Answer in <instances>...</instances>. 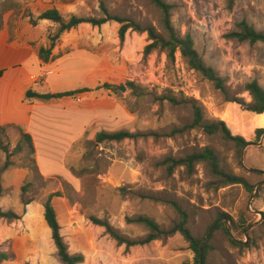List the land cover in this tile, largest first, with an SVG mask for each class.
<instances>
[{
  "label": "rangeland",
  "instance_id": "374dc122",
  "mask_svg": "<svg viewBox=\"0 0 264 264\" xmlns=\"http://www.w3.org/2000/svg\"><path fill=\"white\" fill-rule=\"evenodd\" d=\"M163 1L172 6L177 33L189 34L204 62L226 81L224 91L190 68L180 52L172 60L162 51L145 55L149 37L144 29L154 27L165 35L161 11L152 0H0V28L5 23L30 25L42 33L46 48L58 29L53 23L43 27L38 19L48 9L66 19H92L101 17L103 4L110 15L143 29L129 31L121 41L119 23L83 24L64 33L49 63L39 64L36 77L44 75L40 92L90 91L66 99V109L74 105L85 113L75 139L54 111L38 147L33 139L34 154L18 129L0 132V208L17 216L0 222V252L7 254V264H63L44 219L46 201L58 192L61 197H53L52 203L61 235L71 255L84 257L81 264H195L180 233L127 248L91 221H107L125 239L142 241L148 229L127 220L147 217L169 231L180 221L172 202L187 213V228L195 238L204 240L214 227L206 264H264V174L253 172H264V134H256L264 126L245 107L251 102L247 83L257 80L264 89V44L230 37L243 20L264 32V0H235L232 10L226 0ZM104 83L113 87L99 88ZM195 106L206 122H226L232 135L248 145L239 149L201 127L180 131L194 121ZM102 131L146 137L97 144ZM206 148L215 152L221 169L244 178L253 192L225 183L204 162L191 173L177 167L169 174L160 165ZM43 162L53 167L49 173L42 170Z\"/></svg>",
  "mask_w": 264,
  "mask_h": 264
},
{
  "label": "trees",
  "instance_id": "16d2710c",
  "mask_svg": "<svg viewBox=\"0 0 264 264\" xmlns=\"http://www.w3.org/2000/svg\"><path fill=\"white\" fill-rule=\"evenodd\" d=\"M153 4L161 11L162 16V27L164 29L165 35L160 34L154 27H149L144 29L148 34L149 43L145 48V55H150L154 51L166 52L169 59H174L177 52H180L181 56L186 60L190 68L201 73L207 80L214 83L215 88L224 91L226 81L220 78L213 68L209 67L195 47V42L193 38L188 34L185 36H180L172 25L171 21V11L172 6L167 4L163 0H152ZM228 4V9L232 10L235 4V0H226ZM101 17L86 19L78 17L76 15H71L66 19L57 9H48L44 11L39 17V20H49L53 24L58 26L55 33L50 34L49 40L51 42L49 48H42L39 52L40 60L44 63H49L51 60L52 50L56 47V44L60 37L67 32L77 29L82 24H90L93 27H101L109 22H116L121 25L119 30V37L121 41H125L129 31L141 32L143 29L134 23L128 22L127 20L121 19L116 16L110 15L107 8L101 4ZM237 31L231 34V38L238 40L241 43L249 42L251 44L263 43L264 44V32L257 31L253 26L249 25L246 20L241 21L237 26ZM129 86L134 88V84L130 83ZM108 83H104L99 88L111 89ZM88 88H82L74 91H68L63 93L55 94L56 99H61L63 97H75L81 93L89 92ZM245 92H248L251 97V102L245 105L246 110L257 115L264 114V89L259 84L257 80H253L246 84ZM52 94H40L33 91H28L26 94L27 99H37L42 101H51ZM175 102V101H174ZM195 118L191 125L184 127L180 131H185L189 128L201 127L205 133L208 135L220 134L226 140L235 142L239 149H243L248 145V142L240 137L232 135L231 130L224 121H214L206 122L203 117L202 110L198 107H194ZM6 128L0 127V132H4ZM257 137L264 134V129H258L256 131ZM22 139L29 144L31 154L35 153V146L31 135L25 133L21 130ZM141 137H146V135L140 133H132L129 131H117V132H99L96 135V143L103 144L105 142H122L124 140H133ZM207 163L212 172L219 178L225 181L227 184H241L250 192H253L251 185L244 179L235 175L227 174L220 167V162L215 152L212 149L206 148L201 152H195L190 155L185 156L181 159L167 158L160 163L161 166H166L169 174H173L177 167H185L189 173L193 172L194 167L198 163ZM6 167V166H5ZM4 188L0 179V198L2 197ZM61 197V193H55L51 195L44 205V219L51 233L52 240L56 248L58 249V255L61 258L63 264H81L84 262V257L82 255H71L68 251L66 244L64 243L63 237L61 235V225L58 221L56 210L53 206V197ZM177 210L180 221L171 230L164 231L159 225L152 219L147 217H138L136 219H128V223L143 225L148 229V235L142 241H131L120 236L111 224L107 221H102L96 218H92V223L94 225L105 228L106 233L109 234L114 240L118 242L119 245H126L127 248H131L137 245L149 244L153 241L159 240L162 237L171 236L176 233H180L185 240L189 243L190 249L195 254V264H201L200 254L203 248V263L206 264V259L208 256L210 245L208 241L203 244L202 239L195 238L191 231L187 228L188 215L183 210V208L175 202L171 203ZM263 221L261 225L264 227V213ZM17 216L13 212H4L0 208V222L3 220L14 221ZM225 223L221 224L219 227L224 226ZM234 244L238 245V242L233 240ZM8 256L6 253L0 252V264H7ZM183 264H190L185 262Z\"/></svg>",
  "mask_w": 264,
  "mask_h": 264
},
{
  "label": "crops",
  "instance_id": "0c3cea01",
  "mask_svg": "<svg viewBox=\"0 0 264 264\" xmlns=\"http://www.w3.org/2000/svg\"><path fill=\"white\" fill-rule=\"evenodd\" d=\"M40 22L43 23V27L52 26L49 20ZM46 42V39H42V33H37L30 25L9 26L5 23L0 28V127L15 128L20 133L23 130L37 141L36 147L52 126L53 111L64 118L63 122L67 124L71 139L81 134L85 121L82 108L74 105H70V109L65 108L68 104L66 99L70 97L57 99L53 103L26 98L28 91L52 94L40 92L38 87L44 81L36 83L33 79L36 78L41 63L39 52L43 47L46 48ZM68 91L53 92L58 94ZM41 167L43 171L44 167L48 169V172L44 173H49L53 169L46 162H43Z\"/></svg>",
  "mask_w": 264,
  "mask_h": 264
},
{
  "label": "water",
  "instance_id": "95a60500",
  "mask_svg": "<svg viewBox=\"0 0 264 264\" xmlns=\"http://www.w3.org/2000/svg\"><path fill=\"white\" fill-rule=\"evenodd\" d=\"M125 90H126V87L122 86L121 87V91H125ZM53 98H55V96H53ZM253 172L259 173V174H264L263 171H259V170H253ZM213 230H214V227L211 229V231L209 232V234L207 235V237L203 240V244L209 239V237L211 236ZM200 262H201V264L203 263V248L201 249Z\"/></svg>",
  "mask_w": 264,
  "mask_h": 264
},
{
  "label": "bare ground",
  "instance_id": "6f19581e",
  "mask_svg": "<svg viewBox=\"0 0 264 264\" xmlns=\"http://www.w3.org/2000/svg\"><path fill=\"white\" fill-rule=\"evenodd\" d=\"M257 123L262 124L264 126V114L258 115Z\"/></svg>",
  "mask_w": 264,
  "mask_h": 264
},
{
  "label": "built area",
  "instance_id": "2783aa9c",
  "mask_svg": "<svg viewBox=\"0 0 264 264\" xmlns=\"http://www.w3.org/2000/svg\"><path fill=\"white\" fill-rule=\"evenodd\" d=\"M43 78H44V75H41L38 79H37V77L36 78H33V79H34V81L36 83H41L43 81Z\"/></svg>",
  "mask_w": 264,
  "mask_h": 264
}]
</instances>
